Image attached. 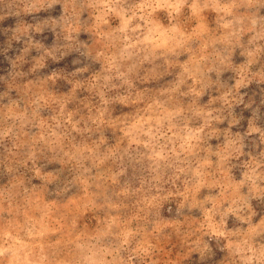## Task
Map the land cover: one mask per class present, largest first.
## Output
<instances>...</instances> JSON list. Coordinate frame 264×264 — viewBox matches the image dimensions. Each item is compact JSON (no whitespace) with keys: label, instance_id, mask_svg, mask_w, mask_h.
<instances>
[{"label":"clouds","instance_id":"clouds-1","mask_svg":"<svg viewBox=\"0 0 264 264\" xmlns=\"http://www.w3.org/2000/svg\"><path fill=\"white\" fill-rule=\"evenodd\" d=\"M0 264H264V0H0Z\"/></svg>","mask_w":264,"mask_h":264}]
</instances>
